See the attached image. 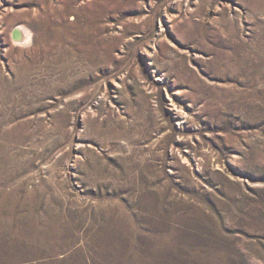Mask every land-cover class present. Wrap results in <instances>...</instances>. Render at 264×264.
Wrapping results in <instances>:
<instances>
[{"label":"rangeland","instance_id":"obj_1","mask_svg":"<svg viewBox=\"0 0 264 264\" xmlns=\"http://www.w3.org/2000/svg\"><path fill=\"white\" fill-rule=\"evenodd\" d=\"M0 264H264V0H0Z\"/></svg>","mask_w":264,"mask_h":264},{"label":"bare ground","instance_id":"obj_2","mask_svg":"<svg viewBox=\"0 0 264 264\" xmlns=\"http://www.w3.org/2000/svg\"><path fill=\"white\" fill-rule=\"evenodd\" d=\"M20 33H21V31L20 30H17L16 32H15V40H14V43L15 44H17V45H20V43H22V44H24V43H28V35H26L25 36V41H22L23 39L21 38V35H20ZM27 34V33H26ZM47 230H48V228H46ZM36 232V231H35ZM50 234H52V233H50ZM34 235H35V233H34ZM53 235V234H52ZM37 236V238H36V241L37 242H42L41 244H43V241H44V239H45V236H44V233L43 234H37L36 235ZM53 239V238H52ZM55 240V239H54ZM53 240V241H54ZM58 240V239H57ZM46 241V240H45ZM49 243V242H48ZM52 243V242H51ZM55 243H56V241H55ZM46 244V243H45ZM47 245H49V244H47ZM44 246V245H43ZM46 246V245H45ZM44 246V247H45ZM47 247V246H46Z\"/></svg>","mask_w":264,"mask_h":264}]
</instances>
